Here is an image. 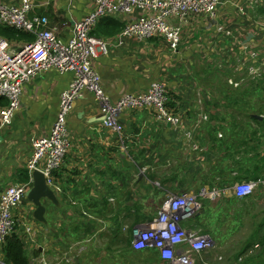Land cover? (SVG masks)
Masks as SVG:
<instances>
[{"label":"crops","instance_id":"0c3cea01","mask_svg":"<svg viewBox=\"0 0 264 264\" xmlns=\"http://www.w3.org/2000/svg\"><path fill=\"white\" fill-rule=\"evenodd\" d=\"M20 1L0 0L1 3L13 6L18 5ZM30 2L32 9L29 16L46 17L47 27L56 28V35L63 41L70 37L74 23L82 20L94 8V0H30ZM261 5H264V0H220L214 18L208 17L204 12L187 16L183 23L182 44L175 52L169 50L167 42L157 37L147 41L124 37L121 38L122 44L116 41L118 35L107 37L110 44L109 53L93 61V66L100 75V84L105 96L114 103L125 94H138L145 91L151 81L158 79L164 81L168 90L178 94L186 106L189 105L191 108L196 106L198 101L195 100V95L196 92H201L200 87L193 82L181 81L192 69V58L209 49L214 51V48L221 50L220 53L224 54H227L229 49L231 53L228 57L234 58L237 54H241V43H232L235 36L239 37L238 40L247 41L244 43H247L249 48H255V43H257L258 49L255 51L260 53L259 43L261 39L264 40L263 24L262 21L255 22L251 16L247 18V13L250 9ZM241 6L246 8L245 15L239 12ZM230 7L233 10L236 8L235 12ZM141 13L143 14L144 10L135 7L132 12L133 18L139 17ZM112 16L123 23L127 22L129 17L131 18L126 13ZM244 17H246L245 20ZM250 18H252L250 23L253 25L250 28H241L240 26L248 24L247 20ZM211 19L215 24L209 23ZM218 25L229 30L231 36L226 37L217 33L215 28ZM257 27L261 30L255 31ZM114 39L116 42H113ZM25 42L28 41H11L10 43L16 47ZM207 57L209 58L210 55ZM217 59L221 60L219 57ZM234 75L232 70V76ZM73 77L74 74L71 71L59 73L55 69H50L40 72L23 85L17 111L11 122L0 129V194L12 183H22L19 175L27 168V162L31 156L30 141L32 138L48 134L59 109L60 95L71 83ZM250 81L245 79L238 88H245L243 86L249 84ZM212 85L206 82L203 89L208 88L209 90ZM239 89L235 88V90ZM2 100L5 102L3 98ZM214 100L219 103L218 106L221 105L220 98ZM194 110L188 112L185 110L179 114L180 128L170 127L156 121L150 108L121 110L117 121L122 124L127 136L128 152L125 155L121 151L118 135L105 128L101 120L96 121L101 116V105L93 93L85 91L75 101L67 117L70 147L64 163L54 175L53 189L60 205L55 208L51 202L44 201L46 220L48 211L50 219L58 215L62 218L56 220L60 227L62 225V228L56 232L59 244L55 245L50 242L52 246L47 249V252L49 249L60 252L61 243L64 242L62 234L65 232L68 233L66 238L70 236L74 241L69 245H74L79 240L91 241L93 234L83 239L73 240L72 226L68 223L73 216L86 214L91 210L90 207L84 206L83 201L88 200L94 203L103 199L107 201L111 199L112 204L109 203V205L115 210L116 202H121L120 206L124 207L137 201V205L141 207V215L146 217L144 211L147 210V205L154 201L160 205L165 193L196 192L201 188L209 189L210 182L215 183L223 177L226 178L224 183L229 186L230 178H227L229 175L226 172L225 162V158L227 160L229 157L225 146H229L230 143L225 141L221 145L222 155L219 160H222V168H226L224 169L225 174L216 175L215 171H209L207 164L211 158H215V155L218 157L213 150H219L214 144L211 150V146L206 143L212 133L207 124L212 122L210 116L209 122L208 119L202 122L199 127L201 130L196 133V141L200 146L198 150L191 149V142L184 136V131L194 129L193 126L199 119V113L192 112ZM221 112L220 107L215 111L210 110L211 114L219 118L217 120L219 125L225 123L222 119L225 114L221 115ZM214 124L212 122V126ZM253 127L255 128V124ZM223 130L233 135L231 128L225 127ZM224 135L226 136L225 132ZM249 142V145H252L251 141ZM135 169L138 170L136 174ZM211 179L214 180L211 181ZM222 196L229 198L231 195L227 193ZM222 196L215 200L222 199ZM23 203H25V210L21 208L19 210L21 214H18L14 209L13 216L15 220H18L17 226H20L16 232H23V224L31 225L33 228V238L29 239L26 245L28 250L32 246L36 247L38 242L40 246L43 245L46 238L52 240L53 236L48 233L52 220L49 223L47 221L48 225L38 223L31 217L33 205L25 201L21 204ZM62 209H65V212L61 211ZM205 210L206 208L201 213V218ZM152 215H147V217ZM93 216L89 217L93 218ZM121 221L119 233L124 232V227H127V230L130 228L129 219H121ZM227 222L229 225L226 224L222 229L231 228L233 224H230V221ZM105 227L110 233L115 230L111 222L98 219L95 231L103 230ZM263 228L264 226L260 228L261 232ZM22 236L23 239L26 238L24 233ZM81 247L85 249V245ZM35 249L38 250V248L31 249L32 255ZM152 254L156 255L155 260L159 262L156 252L153 251ZM64 255L69 258L70 262H76L75 251L64 248L62 256ZM155 260L150 259L149 263L154 264Z\"/></svg>","mask_w":264,"mask_h":264},{"label":"built area","instance_id":"2783aa9c","mask_svg":"<svg viewBox=\"0 0 264 264\" xmlns=\"http://www.w3.org/2000/svg\"><path fill=\"white\" fill-rule=\"evenodd\" d=\"M219 4L220 0H94L93 10L74 23L70 37L63 41L56 35V28L47 27L46 17L29 16L32 9L30 0H21L16 6L0 2V25L34 36L32 41L14 47L0 35V98L5 100V104L0 105V129L11 122L17 111L23 85L37 74L50 69L74 74L73 80L60 95L59 109L48 134L30 141L32 151L26 166L29 182L11 184L0 194L1 251L5 239L17 230L18 220L14 219L13 211L23 202L24 193L31 182V172L39 170L44 174L46 184L54 187V172L64 163L70 147L67 115L85 91L93 93L100 103L102 125L119 137L123 136L124 129L117 121L118 115L125 108L150 107L155 111V120L174 128L181 126L179 115L171 113L166 107V86L161 81L151 82L145 91L138 94H125L114 103L108 100L101 88L100 75L93 66L94 60L107 55L110 50L108 40L90 34L98 19L106 15L129 14L131 18L116 36L118 44H122L121 38L124 37L138 41L157 37L167 42L169 50L175 52L182 40L186 17L204 12L214 18ZM135 7L142 8L144 13L133 18ZM245 11L246 8H239L241 15H245ZM215 30L226 37L231 36V32L222 25L216 26ZM240 46L254 63L249 66L244 60H238L236 71L244 69L245 75L238 80L229 79L228 83L233 87H238L246 78L255 80L264 65V61L255 65V52L247 50V44L241 43ZM198 116L194 129L184 131L186 140L191 142V149L195 150L198 148L195 133L201 122L208 119L204 113ZM120 143L122 150L125 144ZM258 186L264 188V179H243L235 182L230 191L210 192L208 188H201L196 191L198 200L196 192H168L150 219L135 224L129 231L127 227L123 230L133 250H155L161 264H194L198 256L201 257V264H210V260L201 255L214 248V242L208 234L192 225L195 217L201 216L204 210V200H215L227 193L235 199L244 200L253 196ZM32 230L31 225L23 224L25 245L33 238ZM34 259L30 258L31 264H41ZM62 259L63 262L67 261L64 256ZM217 259L222 260V256H217ZM0 264L5 263L0 260Z\"/></svg>","mask_w":264,"mask_h":264},{"label":"trees","instance_id":"16d2710c","mask_svg":"<svg viewBox=\"0 0 264 264\" xmlns=\"http://www.w3.org/2000/svg\"><path fill=\"white\" fill-rule=\"evenodd\" d=\"M257 10L258 11L255 12V16L262 17L264 19V5L258 6ZM113 17L115 16L111 17V15H106L98 19L95 26L90 30V34L99 38H107L118 35L124 28V23L121 22L118 18ZM262 24L264 25V21H262ZM257 29L259 31L261 30L259 27H257ZM0 35L5 37L9 42L23 40L30 42L34 38V36L30 33L16 30L14 28L4 25H0ZM181 44L182 43L180 42L179 46H181ZM230 44L232 43L230 42ZM256 49H258L257 43H255V48H250V51H255ZM263 59L264 54H261V52L259 53V51H255V65L257 64V62L260 63ZM191 67L192 69L190 71V74L188 72V78H183L181 79V81L189 83L193 82L196 83L197 86V82H201L200 87L205 84L207 80H209L210 82L214 81L217 78L218 73L215 71H220L219 68L217 69L216 65L211 61H208L206 63L205 68L200 70L195 69L196 67L194 65H192ZM224 75L231 76L232 73L224 72ZM239 78H241V76L235 77L234 79L238 80ZM227 79L228 78L225 77L226 82L218 84V93L216 95L220 98V101L223 106H227L228 108L233 109L234 112H237V116L239 117V125L243 126L240 132L242 134L249 135L241 138L239 141L238 138H236L238 133L234 132L235 123H233V140H235L236 146H238L239 151L241 148L243 149L242 152L245 153V158H236L234 166L231 167L233 170L230 169V175H235L234 178L237 180L264 179V74H262L261 76H255V80H251L249 84L243 86L245 88L239 90H232L231 88H229L228 86L231 87V85L227 82ZM155 80L158 79H154L153 81ZM227 88L229 90H227ZM203 93L204 101L201 102L198 106L196 104V106L197 108H202L204 111L208 112V122L210 116V120L215 123L214 125H217V120L219 118L213 114L209 115V112L210 110L215 111L216 109H218L219 103L215 102L213 98L208 100L206 93ZM166 96V107L171 113L182 114L185 110L187 112L190 110H194V106H192V108L189 105L186 106V103L180 100L181 97L174 91L171 92L170 90H168V88H166ZM3 104H5V102H3L1 97L0 105ZM192 112H196V110ZM257 115H261L262 119L260 120L255 118V116ZM240 116L246 117L251 122H253L255 124V128L253 127L254 124L250 125L247 122V119H240ZM227 117L223 116L222 119L226 120ZM212 122L207 123L210 127L209 130H212ZM210 135L212 136V134ZM223 141L224 139L221 141L218 140V142L216 140L217 143H222ZM249 141H251L252 145H249ZM248 148L251 149V151H254L251 156L249 155V150H247ZM229 153L230 152L228 150V157ZM22 171L23 173L19 175V180L22 183H28L29 175L27 168ZM56 172L57 171L54 172V175ZM260 189H263V187H261ZM83 203L84 206L90 207L91 210H89V212H86V214L73 216L70 222H68L72 226V233H74L73 240L83 239L86 236L92 235L97 228V220L102 219L104 220V222H111L115 228V230L111 232V238L109 240L108 248L110 246H113V248H115L123 241L130 251L128 253L130 257L129 259H131L128 262L129 264H140L142 262L134 260L135 257H140L145 263L150 262V259H156V255L152 254V252L155 250L135 251L132 250L130 247L129 237H124L122 241L117 239V237L119 236V226L122 222L121 219H129L130 227H133L134 224H137L138 222L143 221L145 219L151 218L147 216L144 217L143 215H141V207L137 205V201H134V203L126 205L124 207L120 206L121 202H116V210L109 205L107 199H103L102 201H96L94 203L93 201L91 202L86 200L83 201ZM206 203L207 202L204 201V204ZM89 216H93V218ZM199 220H202V218L200 216H196L194 222L192 223L198 225L197 221ZM261 221L262 222L260 223V225L261 227H263L264 218ZM49 225L56 231L62 228V225L60 227L56 223L51 225L50 222ZM17 228L19 229V227H15V229ZM55 230L54 233L57 235ZM64 234L66 238V235L68 233L65 232ZM117 240H119L120 242H118ZM52 242L55 245L59 244V241L54 242L53 237ZM62 244L63 243H61V246L63 248L64 246ZM256 244H258L259 246L258 250L257 248H255ZM66 245H69V243ZM255 250L257 251L256 253ZM133 253H135V256ZM3 256L5 257L4 262L6 264H31L30 257L27 254L26 245L23 241L22 233H18L15 231L5 239L3 244ZM242 256L243 259L240 264H264V233L255 232V230L251 233L249 238L246 240V243L242 245V247L238 251V254H236L234 258L238 259L239 257L242 258Z\"/></svg>","mask_w":264,"mask_h":264},{"label":"rangeland","instance_id":"374dc122","mask_svg":"<svg viewBox=\"0 0 264 264\" xmlns=\"http://www.w3.org/2000/svg\"><path fill=\"white\" fill-rule=\"evenodd\" d=\"M235 4H237V3H235ZM238 4H240V3H238ZM231 9L233 10V8H231ZM235 10H236V8L233 11L235 12ZM257 11L258 10L255 7L252 10L250 9V11L247 13V18H248V16H251L255 20V22L263 21L264 19L262 17H256L255 16V12H257ZM245 18L246 17H244V20H245ZM252 18H250V20H247V22H248L247 25L240 26V27L241 28H245V27L250 28L253 25L252 23H250ZM213 22L214 21L212 19L209 21L210 24H215ZM262 29L264 31V25L262 26ZM256 30H257V28H255V31ZM183 32L184 31H182V33ZM181 38L183 39V35ZM238 38L235 36V38L232 40V43L247 44V43H244L247 41H245L244 39L238 40ZM102 39L108 40V38H102ZM253 40L255 41V38ZM113 42H116L115 39L113 40ZM259 49H260L261 54H264V40L263 39H261V42L259 43ZM179 51H180V48H179ZM209 51H210V54H209ZM220 52H221V50H218L215 48H214V51L209 49V50H207V52L199 53L197 55V57L192 58V65H194L196 67L195 69L200 70V69L205 68L206 63H207V58H208L207 56L210 55V57L208 58L209 61L213 62L216 65L217 69L219 68V70H220V71H218V70L215 71L218 73H217V78L214 81H211V82L209 80L206 81V82L213 84L209 90H208V88L203 89L204 84L200 87L201 82L194 81V82L198 83V87H200V91H201V92H196V95H195L196 101H199V102L204 101V93L203 92L206 93L207 97L219 100V97L216 95L218 93V84L226 82L225 77L228 78V80L232 79V75L231 76L223 75L224 71L226 70V71L232 73V70H234L236 68V66H235L236 61H238V60L243 61V59L248 58V57H244V54H237L236 59H234V58L230 59L228 57V55L231 53L229 49L227 51V54L220 53ZM218 57L221 58V60L217 59ZM251 61H252L251 59H248L245 61V63L250 66L252 64ZM245 63L243 62L242 64H245ZM182 67L184 68V66H182ZM244 73H245L244 70H240V71H235V73H233V74L236 75V74H244ZM189 74H190V71H189ZM188 75L185 78H188ZM228 87L231 88L232 90H235V88H232L230 86H228ZM236 89H239V88H236ZM227 90H229V89L227 88ZM19 104H20V101H19ZM218 107H220V109L222 110V112L220 113L221 115L225 114L226 117L227 116H229V117H227L226 120L223 119V121L225 123H223L222 125L217 124V125H213V127H212V133H211L212 136L209 135L208 142H206V143H207V145L211 146V148H210L211 150H213V148H212L213 144L217 148H219V150H213L218 154V157H217V155H215V158L214 159L211 158L210 161L207 162V164L209 166V171H215L216 175L222 174V173L225 174L224 169H226V168H224V169L222 168V161L221 160L219 161V158L222 155V153H221L222 143L225 141L229 142L230 143L229 146H225V148L227 150H229V152H230L229 158L227 160L225 158V162H226V167H227L226 172L229 175L227 178H230L229 179L230 185L227 186L224 183L226 181V178L223 177L219 180H216L215 183L210 182L211 183L210 192L213 190L230 191L232 185L235 182L242 181V180L235 181V180H237L234 178L235 175L230 176V169L233 170L231 167L234 166L236 158H240V159L245 158V153L242 152L243 149L241 148L240 151L238 150V146H236V143L233 140L232 133L229 134L228 131L223 130L225 127H229L232 130L233 123H235L234 132L238 133L236 138H238V140L240 141L241 138L247 136V134L243 135L240 132V130L243 128V126L239 125V122H238L239 117L237 116V112H234L233 109L228 108L227 106H223L222 103ZM194 108H195V106H194ZM204 114H206L208 116V112H205ZM210 114L211 113L209 112V115ZM240 119H247V118L241 117ZM247 122L250 125L253 124V122H251L249 119H247ZM209 129H210V127H209ZM199 130H201V128ZM223 131L226 133L227 137L224 135ZM123 132H125V131L123 130ZM232 132H233V130H232ZM219 133L221 134V136H218ZM195 137H196V133H195ZM223 139H225V140L222 143H217L218 140L221 141ZM216 140H217V142H216ZM118 141L119 142H125L127 144L128 143L127 142V136L124 134L123 136L118 138ZM127 146H128V144H127ZM211 150H210V152H211ZM247 150H249L250 156L254 152V151H251V149H249V148ZM122 152L125 155H127L125 153V151H122ZM137 172H138V170L135 169V174ZM213 180L214 179H211V181H213ZM221 180H222V182H221ZM12 184H17V182L12 183ZM219 186L221 188H223L225 186L226 188L221 189V188H219ZM157 188H159V187H157ZM229 195H231V194H229ZM195 196H196V200H198L197 192L195 193ZM163 197H164V195H163ZM163 197L161 198V200L163 199ZM161 200H159V202ZM149 206H151V207H149ZM158 206H159V203L157 204L154 201L151 204H148L147 207L145 206L147 208V210H145L144 213H146V216L150 215V214L154 215ZM203 206H204V208H206V210H205L204 216L202 217V220L197 221L198 225L195 223H192V225H194L197 228H200L203 233L209 235V237L214 242V248H212L209 252L202 254L201 256L203 258H208L210 260V264H240L242 262L243 256H242V258L239 257L238 259H235L234 256L236 254H238L239 249L242 247V245H244L246 243V240L249 238V236L251 235V233L254 230H255V232H261L259 227H261L260 223L262 222L261 220L264 218V188L260 189V187L258 186L255 189L253 196H251L250 198L244 199V200H237L232 195L229 198L222 196V199H220L218 201L208 200L206 204L203 203ZM21 208L23 210H25V203L20 204L19 207H16L15 211L18 214H21L19 212V210ZM55 208H58V207L55 206ZM61 211L65 212V209H62ZM46 217H47L48 223L50 222V220H52L51 225L56 223L58 226H59L58 221H56L57 218L62 219L59 215L53 219L52 218L50 219V212L49 211L46 214ZM227 217H230V219H226ZM227 221H230V224H233V225L231 226V228L229 230L226 228L222 229L223 226L228 224ZM140 222H138V223H140ZM236 225H237V227H236ZM17 227L20 228V226H17ZM133 227H131V228H133ZM208 229H210V230H208ZM17 230H18V228H17ZM54 230L55 229L51 228L49 225L48 233L49 234L51 233V235L53 236L54 242H56V241H58V235H56L54 233ZM263 231H264V228L262 229V232ZM110 236H111V233L105 227L103 230L93 232V237H92L91 241L79 240L74 245L68 246L66 244L74 242V241H72L70 236L65 238V234H64V236H63L64 242L62 245L64 246L65 249H70L72 251H75V253H76V259H75L76 262L75 263H72L73 261L70 262L69 258L66 259L68 261H64L66 263L63 262V259H62V251L63 250H60V252H57V251H54L53 249H49V251L47 252V249L51 248V246H52V244L50 243V242H52V240H48V238H46V240L44 241V244L43 245L41 244V246L43 247V250L40 253H38L37 255H33L32 259L35 258L34 261L40 262L41 264H129L128 262L131 259H129L130 257H129L128 253L130 251H129L128 247L125 245V243L122 241L124 239V237H126V232L119 233V236L117 237V239L121 240L122 243L119 244L115 248H113V246H110L108 248L109 240L111 238ZM88 239H90V238H88ZM119 240H117V241L120 242ZM82 245H85V249L84 248L82 249V247H81ZM39 247H40V243L38 242V244H36V247L32 246L30 249L27 250V254L31 255V249L33 250L34 248H39ZM56 250H58V249H56ZM83 250H85L84 253H82ZM257 250H258V248H257ZM256 252L257 251L255 250V253ZM133 254L135 256V253H133ZM217 256H222V260H218ZM0 260H3V261L5 260V257L3 256V249H2V251L0 250ZM134 260L142 261L140 264H152L149 262L145 263L143 261V259H141L140 257H135ZM199 261H201L200 256H198L194 260V264H201V262L199 263ZM154 264H161V263L158 261H155Z\"/></svg>","mask_w":264,"mask_h":264},{"label":"water","instance_id":"95a60500","mask_svg":"<svg viewBox=\"0 0 264 264\" xmlns=\"http://www.w3.org/2000/svg\"><path fill=\"white\" fill-rule=\"evenodd\" d=\"M257 119H262L261 115L255 116ZM102 120V115L96 120ZM51 202L54 206L59 207V200L54 190L46 184L45 176L39 170L31 172V186L24 193V201L33 205L31 217L41 224H47L45 218L46 206L44 201ZM42 248L39 247L36 251L41 252Z\"/></svg>","mask_w":264,"mask_h":264},{"label":"clouds","instance_id":"9594fccd","mask_svg":"<svg viewBox=\"0 0 264 264\" xmlns=\"http://www.w3.org/2000/svg\"><path fill=\"white\" fill-rule=\"evenodd\" d=\"M245 13H246V11H245ZM247 50H250V48H249V46H248V49ZM253 51V50H252ZM251 52V51H250ZM253 52H255V51H253ZM241 54H244V57H248V54H247V52H244L243 50H242V47H241ZM237 58V56H234V59H236ZM249 58H246V59H243V60H248ZM262 61H264V60H261V62ZM252 63L254 62V60H252L251 61ZM259 62H257V64H258ZM238 65V61H236V65L235 66H237ZM237 69L235 68L234 70H233V73H235V71H236ZM242 70H244V69H242ZM262 74H264V65L262 66V68H261V73L259 74V76H261ZM245 75V73L244 74H236V75H234V76H232V78L234 79L235 77H238V76H244ZM246 79H248V78H246ZM250 80V79H249ZM155 81H161V82H163L162 80H155ZM153 82V81H152ZM227 82H228V79H227ZM164 83V82H163ZM165 84V83H164ZM149 86V85H148ZM231 87H233L232 85H231ZM239 87V86H238ZM238 87H233V88H238ZM148 88V87H147ZM146 88V89H147ZM165 95H166V93H165ZM166 98H167V96H166ZM201 102H197V105H199ZM137 108H150V107H135V108H131V109H137ZM197 108V106H195V108L194 109H196ZM150 109H152V108H150ZM152 112H153V116H155V111L152 109ZM196 112H198L199 114H202V113H205L206 111H204L202 108H198V111L196 110ZM198 114V115H199ZM101 115H102V113H101ZM177 115H179V114H177ZM208 117V116H207ZM102 121V120H101ZM100 121V122H101ZM157 121V120H156ZM159 122V121H158ZM203 122H205V121H203ZM202 123V122H201ZM180 128V127H179ZM124 129V128H123ZM198 132V131H197ZM196 132V133H197ZM125 134V132H123V135ZM118 138H119V136H118ZM195 139H196V137H195ZM197 142V141H196ZM124 149H122L121 151H125V153H127L128 152V146H127V144L124 142ZM197 145H198V148L196 149V150H198L199 149V144L198 143H196ZM140 172H141V170H140ZM28 175H29V173H28ZM29 180H30V175H29ZM29 182V181H28ZM31 186V182H30V185H29V187ZM49 186V185H48ZM28 187V188H29ZM49 187H51L52 189H53V187L52 186H49ZM220 187V186H219ZM27 188V189H28ZM221 188V187H220ZM224 188V187H223ZM209 189H210V187H209ZM54 190V189H53ZM55 192V191H54ZM23 201H24V197H23ZM112 200L110 199H108V202L109 203H111L112 204V202H111ZM205 202H207L206 200H204ZM162 202V201H161ZM201 217V216H200ZM34 220V219H33ZM41 224V223H40ZM44 225V224H43ZM46 225V224H45ZM131 229V227L129 228V230ZM128 230V231H129ZM126 237H128L127 235H126ZM257 246H258V244H256ZM68 246H70V245H68ZM41 248H42V250H43V247L42 246H40ZM258 248V247H257ZM64 249V247L63 248H61V250H63ZM132 249V248H131ZM35 250H37V249H35ZM41 250V251H42ZM133 250V249H132ZM148 250V249H147ZM143 251V250H142ZM36 254V251H35V253L33 254V255H35ZM157 254V253H156ZM32 254L31 255H29V257L31 258L32 256H33ZM64 257L67 259V256L66 255H64ZM157 258H158V255H157ZM158 260H159V258H158ZM68 261V260H67ZM159 262H160V260H159ZM161 263V262H160Z\"/></svg>","mask_w":264,"mask_h":264},{"label":"bare ground","instance_id":"6f19581e","mask_svg":"<svg viewBox=\"0 0 264 264\" xmlns=\"http://www.w3.org/2000/svg\"><path fill=\"white\" fill-rule=\"evenodd\" d=\"M201 261H199V263H200Z\"/></svg>","mask_w":264,"mask_h":264}]
</instances>
